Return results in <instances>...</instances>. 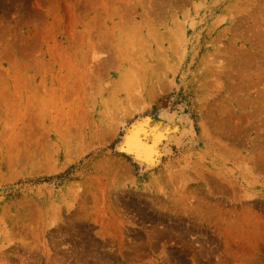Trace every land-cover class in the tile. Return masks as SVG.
Returning <instances> with one entry per match:
<instances>
[{
  "label": "rangeland",
  "instance_id": "rangeland-1",
  "mask_svg": "<svg viewBox=\"0 0 264 264\" xmlns=\"http://www.w3.org/2000/svg\"><path fill=\"white\" fill-rule=\"evenodd\" d=\"M0 264H264V0H0Z\"/></svg>",
  "mask_w": 264,
  "mask_h": 264
},
{
  "label": "bare ground",
  "instance_id": "bare-ground-1",
  "mask_svg": "<svg viewBox=\"0 0 264 264\" xmlns=\"http://www.w3.org/2000/svg\"><path fill=\"white\" fill-rule=\"evenodd\" d=\"M147 123V122H146ZM142 124V123H141ZM140 124V125H141ZM160 125V123H155L154 125H153V127H150V125H149V123H147V124H145V128H149L150 127V130H154L155 128H156V126H159ZM149 126V127H148ZM155 127V128H154ZM144 128V127H143ZM142 127H140L139 128V130H140V132H142V129H143ZM136 129V128H135ZM163 129V128H162ZM180 131V130H179ZM133 132V131H132ZM140 132H138V133H140ZM172 132V131H171ZM132 134H134V133H132ZM149 134V133H148ZM142 136H143V134H142ZM168 136V135H167ZM133 136H131V137H129L128 139H130V138H132ZM161 137V136H160ZM149 138V137H148ZM156 138V140H158L157 139V137H155ZM170 138V137H169ZM160 139V138H159ZM126 140V139H125ZM124 141V140H123ZM155 142H157V141H155ZM159 143V142H158ZM128 145H130L132 148H134L135 150H139V149H141L142 147H141V143L139 142V139H138V137H137V135H135V140H129V142H128ZM147 147V146H146ZM128 150H129V148H128ZM149 151V149L148 148H146V152H148ZM149 152H151V151H149ZM145 153V152H144ZM133 154V153H132ZM135 154V153H134ZM146 154V153H145ZM151 154V153H150ZM139 156H141V155H139ZM144 156V155H143ZM146 156V155H145ZM141 158V157H140ZM144 158V157H143ZM146 158H148V157H146ZM150 159V158H149ZM148 161V160H147ZM140 162H141V160H140ZM149 162H151V160H149ZM143 164V163H142ZM151 164V163H150ZM153 164V163H152ZM149 165V164H148Z\"/></svg>",
  "mask_w": 264,
  "mask_h": 264
}]
</instances>
